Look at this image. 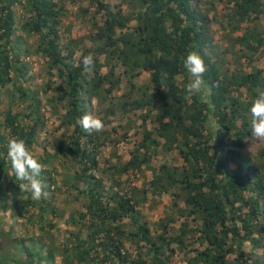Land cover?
<instances>
[{"label":"trees","instance_id":"trees-1","mask_svg":"<svg viewBox=\"0 0 264 264\" xmlns=\"http://www.w3.org/2000/svg\"><path fill=\"white\" fill-rule=\"evenodd\" d=\"M84 2L73 0L92 31L64 43L65 3L0 0V209L41 232L18 239L11 237L18 225L7 233L0 227V264H175L177 253L185 264H264V144L256 157L244 154L245 141L256 138L249 109L264 93V0ZM17 7L32 44L17 36ZM193 51L207 70L201 91L190 94L183 64ZM33 54L56 77L43 93L62 130L41 162L49 196L39 201L19 187L6 158L10 139L31 150L46 124L22 60ZM89 54L91 72L83 66ZM143 73L149 82L138 87ZM27 102L30 123L14 112ZM95 102L105 126L118 114L142 120L129 160L115 152L106 158L111 134L77 124ZM157 156L164 159L158 168ZM60 158L75 170L62 185ZM146 170L152 179L135 185ZM67 193L84 211L72 210L67 224L76 230L58 245L55 195ZM163 195L172 199L165 217L147 220L146 204L151 199L154 209Z\"/></svg>","mask_w":264,"mask_h":264},{"label":"rangeland","instance_id":"rangeland-1","mask_svg":"<svg viewBox=\"0 0 264 264\" xmlns=\"http://www.w3.org/2000/svg\"><path fill=\"white\" fill-rule=\"evenodd\" d=\"M56 1H59L60 3L63 2L66 4V16L62 19L61 24V35L64 37V43H66L70 38H83L89 33H91V24L88 22L86 23V19L80 12L79 5L73 4V0ZM114 1L118 2L119 0ZM83 4L85 7L89 6V0H85ZM222 9L223 6L220 5L219 11H221ZM16 12L17 27L20 29L17 32V36L22 37L24 43L32 44L35 40L33 38L28 37L21 31V23H23L24 11L21 7H17ZM68 30L70 32H68ZM87 43H89V41H87ZM80 54L81 52H78L77 57H79ZM23 59L29 64L30 67L29 77L31 78V80L27 82V86H29L31 90H36L38 92L39 101L41 103L40 107L42 108L41 120L45 121L46 123L45 127L39 133V139L37 143L31 149L33 154L40 160V162H42L43 159L46 157L47 153H53L52 147L55 143V139L62 135V130H57L59 121L57 116L54 115V109L48 104L49 95L46 96L43 93L46 83H48L50 79L56 80V77L53 78L46 75L45 65L42 58L33 54L27 58L22 56V60ZM259 66L264 67V62L261 61L259 63ZM102 72L106 73L107 68H103ZM148 82L149 75L147 73H143V75L137 80V86L142 87L148 84ZM126 90V87H123L121 91L115 94V97H123V95L126 93ZM28 105L29 102H27L26 104L14 106V112H19L22 117H24V119H26L27 122L30 123V119L26 117V115L29 113ZM94 107L95 109L93 114L98 115L99 117H103L104 113L101 112V108L97 107L96 102L94 103ZM140 114V112L137 113V115ZM110 119L112 121L111 124L106 125L102 132L111 134V138L114 139V141L116 142H114V144L112 145L108 144V147L104 151V156L106 158H109L111 152H115L117 153L118 157H122L123 160H129L130 152L131 150H133L137 138H139V135H141V132H139L138 130V126L142 124V120L137 118L129 121L128 119L121 118L119 114L115 117L112 116ZM148 126L151 127L152 124L149 122ZM49 143L51 144L49 145ZM263 144L264 138L256 137L253 142L246 140V148L244 150V154L256 157L257 152L260 148L263 147ZM163 161L164 159L162 158V156H157L153 159L152 165L158 168L161 166ZM54 165L60 173V176L57 177L59 184L62 185V183L66 181V179L73 177V172H75V170L69 168L70 166H68L67 162L64 161V159H58L56 162H54ZM46 167L47 166L44 165L43 169H45ZM145 175V177L141 176L140 178H138V180L134 181L133 183L141 187L145 182L150 181L153 177L152 172L149 170L145 171ZM55 196L56 201L54 204L58 207L59 213L55 220L56 228L52 230V235L54 237L55 242L59 245L66 241V239L70 235L69 232L76 230L74 226H69L67 224L72 210L75 208L84 211V208H82L81 202H77L74 199L73 194H56ZM24 198L26 197L24 196ZM171 200L172 199L170 196L163 195L162 197L157 198L158 204L154 209L151 210L150 206H152L154 202L150 199V201L146 204V210H144V213L146 215L145 218L152 222L160 221L162 218L165 217L164 211L166 207L170 204ZM183 221V219L179 220L176 226L178 227ZM23 223H25L23 219H19L17 222L13 220L11 218V211L3 213V211L0 209V227L2 231L7 233L9 232V230L18 225V230L11 237H18V239H22V237L24 236L33 237L41 235V232L38 231V227H34L32 230H30L31 226H23ZM131 251L135 253V249H132ZM174 259L175 264H185L183 261L182 254L177 253ZM56 263L60 264V258L56 259Z\"/></svg>","mask_w":264,"mask_h":264},{"label":"clouds","instance_id":"clouds-1","mask_svg":"<svg viewBox=\"0 0 264 264\" xmlns=\"http://www.w3.org/2000/svg\"><path fill=\"white\" fill-rule=\"evenodd\" d=\"M84 70L91 72L94 60L89 54L83 58ZM184 69L189 75L188 93H198L205 83L206 65L203 58L195 51L190 52L184 60ZM249 112L252 117V134L257 138H264V93L260 94L251 104ZM77 124L85 131L99 133L103 131L104 122L93 113H86L77 120ZM6 158L11 162V171L20 182L22 190L31 193L33 200L39 201L49 196L48 185L43 179L44 165L33 154L25 140L12 138L6 146Z\"/></svg>","mask_w":264,"mask_h":264}]
</instances>
